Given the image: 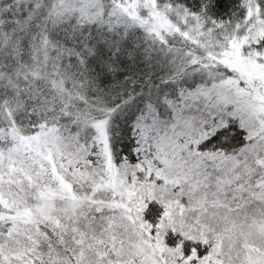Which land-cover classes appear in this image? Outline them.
<instances>
[{
    "label": "snow or ice",
    "instance_id": "obj_1",
    "mask_svg": "<svg viewBox=\"0 0 264 264\" xmlns=\"http://www.w3.org/2000/svg\"><path fill=\"white\" fill-rule=\"evenodd\" d=\"M0 264H264V0H0Z\"/></svg>",
    "mask_w": 264,
    "mask_h": 264
}]
</instances>
